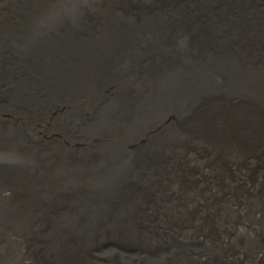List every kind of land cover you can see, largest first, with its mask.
Wrapping results in <instances>:
<instances>
[{
	"label": "bare ground",
	"instance_id": "obj_1",
	"mask_svg": "<svg viewBox=\"0 0 264 264\" xmlns=\"http://www.w3.org/2000/svg\"><path fill=\"white\" fill-rule=\"evenodd\" d=\"M263 60L264 0H0V264H264Z\"/></svg>",
	"mask_w": 264,
	"mask_h": 264
},
{
	"label": "rangeland",
	"instance_id": "obj_2",
	"mask_svg": "<svg viewBox=\"0 0 264 264\" xmlns=\"http://www.w3.org/2000/svg\"><path fill=\"white\" fill-rule=\"evenodd\" d=\"M263 64H264V60L263 61H261ZM147 252H148V250H147ZM148 254V253H147Z\"/></svg>",
	"mask_w": 264,
	"mask_h": 264
}]
</instances>
